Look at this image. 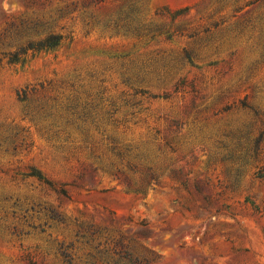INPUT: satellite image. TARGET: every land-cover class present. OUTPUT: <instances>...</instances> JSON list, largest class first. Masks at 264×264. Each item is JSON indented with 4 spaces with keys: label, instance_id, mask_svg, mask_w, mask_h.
I'll return each instance as SVG.
<instances>
[{
    "label": "rangeland",
    "instance_id": "rangeland-1",
    "mask_svg": "<svg viewBox=\"0 0 264 264\" xmlns=\"http://www.w3.org/2000/svg\"><path fill=\"white\" fill-rule=\"evenodd\" d=\"M0 264H264V0H0Z\"/></svg>",
    "mask_w": 264,
    "mask_h": 264
},
{
    "label": "trees",
    "instance_id": "trees-1",
    "mask_svg": "<svg viewBox=\"0 0 264 264\" xmlns=\"http://www.w3.org/2000/svg\"><path fill=\"white\" fill-rule=\"evenodd\" d=\"M60 42H61V36L51 35L36 43L29 44L25 49H22V51L24 54H26L28 50H32V51L49 50L58 46Z\"/></svg>",
    "mask_w": 264,
    "mask_h": 264
}]
</instances>
